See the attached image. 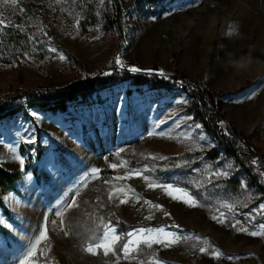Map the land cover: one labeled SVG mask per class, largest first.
Segmentation results:
<instances>
[{"label":"rangeland","instance_id":"rangeland-1","mask_svg":"<svg viewBox=\"0 0 264 264\" xmlns=\"http://www.w3.org/2000/svg\"><path fill=\"white\" fill-rule=\"evenodd\" d=\"M118 1L120 31L104 24L111 0H0V20L46 51L38 59L0 60V98L20 90L65 88L111 68L163 70L167 77L180 72L211 90L232 93L217 99L221 127L244 134L264 160V0H173L156 7L145 0ZM117 57L127 63L125 69L117 67ZM187 101L176 89L124 82L87 103L72 104L66 113L30 111L32 120L21 115L2 120L0 166L24 174L16 191L1 195L11 220L0 208L5 233L0 232V264H19L45 217L48 238L37 251L38 264H264V235L249 234L264 224V193L247 186L232 158L203 156L215 143L185 112ZM26 159L38 178L25 172ZM94 168L100 171L92 174ZM219 171L229 175H213ZM149 183L185 189L194 206ZM73 198L77 206L65 211L61 229L55 212ZM101 218L125 237L135 229L165 227L181 239L170 247L141 244L142 251H133L130 259L121 252L124 240L115 244L118 261L99 249L91 255L83 249L103 231L97 227Z\"/></svg>","mask_w":264,"mask_h":264},{"label":"trees","instance_id":"trees-1","mask_svg":"<svg viewBox=\"0 0 264 264\" xmlns=\"http://www.w3.org/2000/svg\"><path fill=\"white\" fill-rule=\"evenodd\" d=\"M95 1V0H91ZM143 1V0H140ZM150 6L156 7L163 1L173 0H145ZM111 15H106L104 24L115 26L121 30L122 10L118 0H111ZM30 37L18 28L7 26L0 30V60L6 63H17L24 56H43L46 52L42 44L36 45ZM127 82L136 88L146 86L154 90H179L188 96L185 112L192 120L201 126L202 131L209 136L215 146L206 150L203 156L208 160H216L225 155L234 160L238 168L243 171L246 184L260 193H264V160L258 157L255 148L248 142L245 135L233 127L227 131L221 127V116L217 110V99L232 94L231 92L215 91L205 86L203 81L190 80L185 74L173 72V76L165 79L155 72L131 73L128 70L111 68L106 72L87 77L81 82H75L65 88H39L20 90L13 95L0 98V122L10 120L19 115L28 118L30 111L66 113L72 104L87 103L98 92L115 85ZM247 82L242 87L250 85ZM37 150L38 158L41 150ZM39 154V155H38ZM25 172L31 170L35 177H39L38 170L31 166V160L25 161ZM24 172L9 171L0 166V208L3 214L11 220L10 211L3 205L1 195L16 191L15 184ZM232 185L238 182L230 181ZM0 232L4 229L0 227ZM5 234V233H4Z\"/></svg>","mask_w":264,"mask_h":264},{"label":"snow or ice","instance_id":"snow-or-ice-1","mask_svg":"<svg viewBox=\"0 0 264 264\" xmlns=\"http://www.w3.org/2000/svg\"><path fill=\"white\" fill-rule=\"evenodd\" d=\"M7 2V0H5ZM12 3L15 4L16 0H12ZM8 25H5L2 20H0V30L3 28H6ZM51 51H55V49H51ZM61 60L64 59L63 56L60 57ZM115 63L117 65H122V61L120 60L119 57L116 58ZM129 71L132 72H140V71H148L152 72L153 70L148 69V70H142L140 68H137L135 66L130 67L128 69ZM157 74L160 76H163L165 79L168 77L166 74L163 72V70H158ZM177 103H181V101H177ZM190 119V118H189ZM196 127H199L197 125ZM149 135H152V133H149ZM163 135V133H161ZM33 141L28 140L27 143H32ZM14 159L18 160L21 165H23L24 161L21 157L16 156ZM159 159L164 160L167 159V157H159ZM126 163V162H123ZM117 165H112V167H116ZM122 166V165H121ZM179 166V165H177ZM100 170L99 169H92L91 172L92 174L98 173ZM134 175H142L140 171L134 170L133 173ZM214 176H227L229 173L227 171H219V172H213ZM144 179L147 181L149 180V177L145 176ZM107 183V181H105ZM149 188H156V187H161L163 190L171 195L173 192L178 193L179 196H173L174 199L177 198H187L185 202L191 203L194 206V201L192 196L183 188H180L178 186H175L173 184L169 183H149L148 184ZM113 193H109V200L112 199ZM125 200H121L120 203H125ZM150 203V202H147ZM74 206H77L76 204V199L73 198L72 202L67 204L66 207L62 206L61 210L56 211L55 215L57 217H60V226L61 229H63L64 226V220L62 217L65 214V211L68 209L73 208ZM155 208H159L160 205H152ZM223 207L227 208L228 211L233 210V205L232 204H225ZM264 207V206H262ZM223 213H221V216L218 218L220 219V222H223ZM146 219H150V217H146ZM47 222L48 218L45 217V224L43 225V230L39 231L38 236H34L33 240L29 242L28 247L24 253V255L20 258L19 264H38V257H37V251L39 249V246L47 240ZM4 221L0 220V224H3ZM51 223L55 225L57 223L56 220H52ZM118 223V221H117ZM240 224V221L237 220L235 224L232 226L234 228L237 227V225ZM98 228L102 227L103 231H100L98 233H95L92 237L89 238V241L87 242V246L83 249L85 252L90 253L91 255H97V250H102L104 256H108L110 253L113 256H117V252L115 249V244L121 240H124L125 242L122 245L121 252L124 256L125 259H130V254L133 251H142L140 248V245L143 244L144 247L151 249L153 244H162L164 247H170L171 245L178 243L181 239V237L176 234L172 233L169 231L165 230V227H160L156 229H145V228H139L135 229L133 231L127 232L126 237L121 234H117V231L114 226H112L111 222L108 224H104L103 218H101L100 225H97ZM172 227H178L173 225ZM260 231H252L249 234L252 236H257V235H264V224L260 225ZM238 231H245L247 232L248 229L240 227L237 229ZM67 235V233H65ZM184 239H187L186 237ZM135 245V247H130ZM200 251L203 253L206 250L204 248H201ZM44 251L40 250L39 251V256H43ZM216 255H219V253H216ZM119 260V256H117V261Z\"/></svg>","mask_w":264,"mask_h":264},{"label":"built area","instance_id":"built-area-1","mask_svg":"<svg viewBox=\"0 0 264 264\" xmlns=\"http://www.w3.org/2000/svg\"><path fill=\"white\" fill-rule=\"evenodd\" d=\"M122 65H123V66H121V65H117V67H118L119 69H125V68L127 67V63H125V62H123Z\"/></svg>","mask_w":264,"mask_h":264}]
</instances>
